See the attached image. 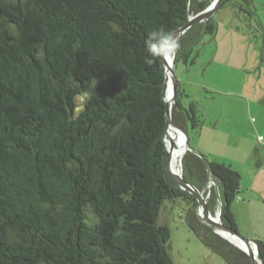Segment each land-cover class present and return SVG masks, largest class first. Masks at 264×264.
<instances>
[{
  "label": "trees",
  "instance_id": "16d2710c",
  "mask_svg": "<svg viewBox=\"0 0 264 264\" xmlns=\"http://www.w3.org/2000/svg\"><path fill=\"white\" fill-rule=\"evenodd\" d=\"M213 1L0 0V264H174L160 217L180 201L204 244L228 264H253L167 171L162 53ZM226 5L257 14L252 0ZM217 31L212 16L180 36L175 65L195 62ZM262 43L264 66V33ZM181 85L173 122L189 136L203 120ZM182 173L239 230L241 174L190 151Z\"/></svg>",
  "mask_w": 264,
  "mask_h": 264
},
{
  "label": "crops",
  "instance_id": "0c3cea01",
  "mask_svg": "<svg viewBox=\"0 0 264 264\" xmlns=\"http://www.w3.org/2000/svg\"><path fill=\"white\" fill-rule=\"evenodd\" d=\"M214 59L207 60L205 81L198 89L188 92L181 85L183 104L185 98L197 103L203 120L197 130L189 127V143L208 159L241 174L242 192L233 204L238 228L248 238L264 241V72L254 69L256 73L245 74L242 82L239 76L235 81L229 77L225 88L207 84Z\"/></svg>",
  "mask_w": 264,
  "mask_h": 264
},
{
  "label": "rangeland",
  "instance_id": "374dc122",
  "mask_svg": "<svg viewBox=\"0 0 264 264\" xmlns=\"http://www.w3.org/2000/svg\"><path fill=\"white\" fill-rule=\"evenodd\" d=\"M252 1L257 14L250 21L246 20V15L234 11L230 5L219 8L213 15L218 23L216 37L214 40L206 37L195 48L193 58L196 62L179 61L176 65L174 62V71L188 92H192V87L198 89L202 85L205 81L202 73L209 68L207 60L214 58L206 75L207 84H220L225 88L229 77H233L235 81L239 76L242 82V79H245L243 78L245 74L253 75L258 72L259 68L263 69L264 72V66L262 65L264 32L257 23V21L261 22L264 29V0ZM175 49L171 51L173 57L175 56ZM204 62L206 63L204 64ZM254 69L256 72H253ZM214 70H216V74H214ZM192 79L197 80L192 83L193 86L189 85ZM184 104L188 107L190 104L188 98L184 99ZM176 166L181 169L180 161ZM211 185L212 183L210 187ZM170 205V202H166L167 207H171ZM172 208L171 211L165 209L160 218L172 229L169 253L173 263L228 264L219 253L204 244L189 225L186 218L189 210L188 205L180 201L174 204ZM219 212L220 207L213 215L218 216Z\"/></svg>",
  "mask_w": 264,
  "mask_h": 264
},
{
  "label": "water",
  "instance_id": "95a60500",
  "mask_svg": "<svg viewBox=\"0 0 264 264\" xmlns=\"http://www.w3.org/2000/svg\"><path fill=\"white\" fill-rule=\"evenodd\" d=\"M222 1L223 0H214L212 4L209 7H207L205 10L198 13L197 15L191 16L189 22L172 35V37L167 42V45L165 46L162 53V61L165 67V74H166L165 102L167 109L166 111L167 131L165 134V142L169 152V156L167 160V171L170 174V176L179 184L181 189L189 192L190 194L196 197L199 203V215L204 219V221L208 225L213 226L215 228L217 234H219L221 237L228 240L230 243L234 244L243 252H245L247 255H249V257L253 261V264H262L261 260L259 259V247L257 242L254 239H250L246 237L244 234H242L241 231L226 226L221 220V211L219 212L218 216L213 215L208 208L204 193L198 190L194 185L188 183L183 178L182 159L187 152L190 151L196 153L199 157L203 159V161L206 164H207V158L203 153L196 151L191 147L187 132L173 122V106L177 100L180 81L174 71V67H172V65L169 64L168 56L170 55V52L176 48V43L179 37L182 36L184 33H186L194 25L204 22L208 20L210 17H212L222 5ZM170 132L175 133L176 134L175 136L180 135L183 140L182 141L183 156L180 159L181 169H178L177 171L172 168L173 167L172 157H173V153L177 151L181 145L177 140H175V137L171 138ZM168 140L171 142L170 146L168 144ZM211 183H213V180H211ZM224 234L237 239L240 245L233 243Z\"/></svg>",
  "mask_w": 264,
  "mask_h": 264
},
{
  "label": "bare ground",
  "instance_id": "6f19581e",
  "mask_svg": "<svg viewBox=\"0 0 264 264\" xmlns=\"http://www.w3.org/2000/svg\"><path fill=\"white\" fill-rule=\"evenodd\" d=\"M175 57V56H174ZM173 57V55H172V52H170V55L168 56V61H169V64L170 65H172V67H175L174 66V58ZM176 134L175 133H173V132H170V136L172 137V138H174L175 137V140H177L178 142H179V144L181 145L180 146V148L177 150V151H175L174 153H173V157H172V168L174 169V170H178V168H177V164H178V162L180 161V159H181V157L183 156V148H182V137L179 135V136H175ZM169 140H170V137H169ZM168 140V144H169V146H170V141ZM226 237H228L233 243H235V244H237V245H240V243H239V241L237 240V239H235V238H233V237H231V236H228V235H226V234H224Z\"/></svg>",
  "mask_w": 264,
  "mask_h": 264
}]
</instances>
